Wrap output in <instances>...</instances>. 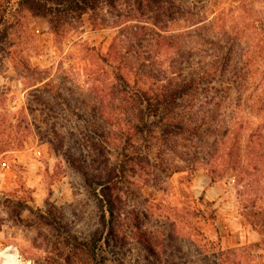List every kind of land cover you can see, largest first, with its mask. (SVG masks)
<instances>
[{
    "label": "rangeland",
    "instance_id": "rangeland-1",
    "mask_svg": "<svg viewBox=\"0 0 264 264\" xmlns=\"http://www.w3.org/2000/svg\"><path fill=\"white\" fill-rule=\"evenodd\" d=\"M53 1L0 3V250L20 264H264V223L245 214L264 169L244 189L210 183L206 163L215 122L221 155L231 118L264 133V0ZM214 62L204 96L219 106L200 137L171 104L146 109L149 130L128 110L123 80Z\"/></svg>",
    "mask_w": 264,
    "mask_h": 264
},
{
    "label": "trees",
    "instance_id": "trees-1",
    "mask_svg": "<svg viewBox=\"0 0 264 264\" xmlns=\"http://www.w3.org/2000/svg\"><path fill=\"white\" fill-rule=\"evenodd\" d=\"M6 0H0V3ZM34 1L36 3H49L53 0H26ZM75 0H57L58 4L66 3L68 7ZM30 5V3L28 4ZM31 6V5H30ZM213 66L203 68L197 67L187 78H181L174 80L169 84L160 82H146L134 81L133 83L123 80L122 96L129 102L128 110L132 111L138 119V122L146 129H150L151 122L147 120V112L158 111L160 104H171V111H176L177 114L193 120L195 126L193 127V136L200 137L202 133V125H205L208 118L211 117V112L215 111L219 106V101L215 98H205L204 94L209 91V86L205 84V78L210 74H217L219 67L216 63H212ZM117 75V73L115 74ZM126 75V74H125ZM147 76H149L147 74ZM213 93L217 92L216 87L213 86ZM114 92V91H113ZM154 101V104L152 103ZM145 102V104H144ZM206 122V123H205ZM220 125L215 122L213 128H207L213 135L212 148L207 155L206 163H208L207 171L210 179V183L215 182L223 173H227L233 182L243 181V187H252V170L256 171V174H260V170L264 169V133L261 132L260 127L253 129L248 135H245L243 127L239 125L234 118H231L227 125L224 126V131L219 138V142L222 141L226 144L227 151L222 155L219 154L220 146L218 145L217 130ZM225 125V124H224ZM139 126L137 123L133 124V128ZM242 142H245L242 145ZM240 144L244 146L242 152H240ZM196 153L194 151L190 158L194 163L197 158H194ZM216 156H220L219 160H216ZM213 161H210V160ZM241 161V162H239ZM189 172L192 174L195 166L192 165L189 168ZM263 195V200L260 204L256 205V208L249 210L245 214H249L252 217L260 218L264 223V189H261L260 197ZM202 196H198V200H201ZM104 205H102L103 207ZM250 209V208H249ZM103 212L112 213L109 208H102ZM108 221V220H107Z\"/></svg>",
    "mask_w": 264,
    "mask_h": 264
},
{
    "label": "bare ground",
    "instance_id": "bare-ground-1",
    "mask_svg": "<svg viewBox=\"0 0 264 264\" xmlns=\"http://www.w3.org/2000/svg\"><path fill=\"white\" fill-rule=\"evenodd\" d=\"M13 246H6L0 250V257H2L3 264H20L21 258H19V251L13 247V251L10 248Z\"/></svg>",
    "mask_w": 264,
    "mask_h": 264
}]
</instances>
